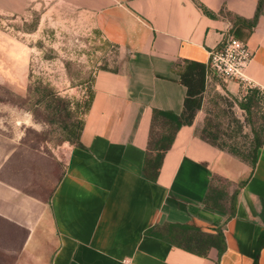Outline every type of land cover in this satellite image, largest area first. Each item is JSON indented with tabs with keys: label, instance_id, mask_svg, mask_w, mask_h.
<instances>
[{
	"label": "crops",
	"instance_id": "crops-1",
	"mask_svg": "<svg viewBox=\"0 0 264 264\" xmlns=\"http://www.w3.org/2000/svg\"><path fill=\"white\" fill-rule=\"evenodd\" d=\"M259 2H73L93 17L99 35L119 48L125 62L117 72L95 75L81 146L50 156L51 164L61 165V176L51 172L49 185L48 173L20 174L27 187L41 182L46 192L34 194L0 178V217L26 231L13 264H254L264 234V146L254 169L213 146L202 138L201 108L194 123L178 131L158 180L147 179L143 169L154 111H184L187 88L178 64L207 66L210 52L232 35L254 53L247 75L264 91V8L254 26L237 22L253 21ZM27 3L0 0L11 13ZM210 85L238 99L247 94L236 81ZM17 150L4 159V176ZM216 178L236 187L246 183L233 218L205 204ZM219 230L226 240L222 254L208 240ZM258 264H264V245Z\"/></svg>",
	"mask_w": 264,
	"mask_h": 264
},
{
	"label": "rangeland",
	"instance_id": "rangeland-1",
	"mask_svg": "<svg viewBox=\"0 0 264 264\" xmlns=\"http://www.w3.org/2000/svg\"><path fill=\"white\" fill-rule=\"evenodd\" d=\"M75 1L28 0L19 13L0 6V178L23 187L28 183L21 173H48L49 185L51 172L61 176V165L51 164L50 156L62 157L63 148L74 145L95 75L117 72L125 62ZM210 86L202 109L219 134L216 143L246 150L256 135L264 141V91L256 87L252 90L259 93L252 99V90L238 99ZM57 97L66 101L60 111ZM240 102L251 104V112ZM161 130L157 123L156 133ZM15 148L4 176L2 164ZM222 185L229 193L237 188L229 181ZM27 188L34 194L47 191L41 182ZM25 237L24 229L0 217V264L15 262Z\"/></svg>",
	"mask_w": 264,
	"mask_h": 264
},
{
	"label": "trees",
	"instance_id": "trees-1",
	"mask_svg": "<svg viewBox=\"0 0 264 264\" xmlns=\"http://www.w3.org/2000/svg\"><path fill=\"white\" fill-rule=\"evenodd\" d=\"M263 8L264 0H260L258 11L253 21L239 19L237 22L254 26ZM176 72L180 76L182 84L187 88V97L184 103V111L181 115L159 110L154 111L150 140L143 169L144 176L153 182L158 180L164 158L167 152L171 149L178 131L183 126H190L194 123L196 114L199 110H201L203 105V94L206 89V66L197 62L188 61L184 64H178L176 66ZM257 93H259L258 90H252V95L250 96L249 100L252 99V96L257 95ZM92 96L93 90L91 89L84 115L90 108ZM56 99L59 103L57 109L60 111L61 104H64L66 101L62 97H57ZM239 105L242 109L251 112V104L240 102ZM157 123L162 124V130L159 133H156ZM83 125L84 120L81 122L80 131L76 135L77 138L75 141L70 138V141H73L74 145L81 146L80 137L83 130ZM203 132L204 135L202 138L213 146H216L220 150L228 152L239 158L243 162L247 163L252 169L256 167L258 151L264 146V141L260 140L257 135L254 137V142L245 150L241 149L237 145L230 146L228 149L218 145L216 141L219 138V134L217 131H214V127L211 125L210 119L206 120V126ZM71 135H75V133L72 132ZM223 182L226 181L221 178H216L212 181L205 198V204L213 208L226 211L230 214V218H233L236 215L238 193L246 183H243L237 187L233 193H229L222 185ZM208 240L210 244L218 248L220 254L224 253L226 250V240L223 230H219L216 235L208 236ZM263 245L264 234L259 239L254 264H258V256Z\"/></svg>",
	"mask_w": 264,
	"mask_h": 264
},
{
	"label": "built area",
	"instance_id": "built-area-1",
	"mask_svg": "<svg viewBox=\"0 0 264 264\" xmlns=\"http://www.w3.org/2000/svg\"><path fill=\"white\" fill-rule=\"evenodd\" d=\"M253 58L254 53L245 43L232 35L228 36L210 52L206 66V86L217 80L223 84L236 81L245 91L256 88L247 75V69Z\"/></svg>",
	"mask_w": 264,
	"mask_h": 264
}]
</instances>
